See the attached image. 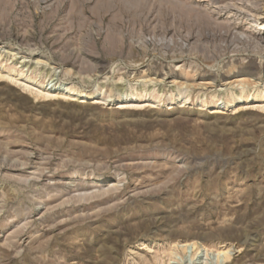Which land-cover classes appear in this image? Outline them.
Segmentation results:
<instances>
[{"label":"rangeland","instance_id":"1","mask_svg":"<svg viewBox=\"0 0 264 264\" xmlns=\"http://www.w3.org/2000/svg\"><path fill=\"white\" fill-rule=\"evenodd\" d=\"M0 264H264V0H0Z\"/></svg>","mask_w":264,"mask_h":264},{"label":"bare ground","instance_id":"2","mask_svg":"<svg viewBox=\"0 0 264 264\" xmlns=\"http://www.w3.org/2000/svg\"><path fill=\"white\" fill-rule=\"evenodd\" d=\"M238 85V84H237ZM242 86V85H241ZM48 91H52V92H56V91H60V92H63V93H66V94H68V95H78L79 96V98L81 99L80 101L82 102V101H84V97H86V94L84 93V92H79V93H75L72 89H69V88H67V87H64V88H61V87H59L58 85H55V84H51V86H50V88H48L47 89ZM70 96V97H71ZM99 101L97 100V99H95V98H92L91 100H90V103L91 104H95V103H98ZM122 103V102H121ZM228 103V105L229 106H231L233 103H231V102H227ZM123 104V103H122ZM122 104H119V105H117V107H122ZM214 112H218L217 110L216 111H214ZM194 246V243L193 242H190V243H184L183 245H182V247H189V246ZM193 248V247H192ZM196 249H198V247H196V246H194V250L196 251ZM202 250H204V249H202ZM201 250V251H202ZM195 253V257H194V259H196V257L199 255V254H197L196 252H194ZM228 252H221V251H218V252H216L215 253V255H214V257L216 258V260L218 261V262H220V261H222L223 260V258L226 256V254H227ZM206 255H208V253H206ZM193 259V260H194ZM193 262V261H192Z\"/></svg>","mask_w":264,"mask_h":264}]
</instances>
